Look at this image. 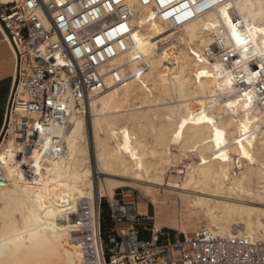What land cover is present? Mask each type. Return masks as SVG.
Masks as SVG:
<instances>
[{
	"label": "bare ground",
	"instance_id": "bare-ground-1",
	"mask_svg": "<svg viewBox=\"0 0 264 264\" xmlns=\"http://www.w3.org/2000/svg\"><path fill=\"white\" fill-rule=\"evenodd\" d=\"M11 1L16 0H2ZM125 2L132 13L129 49L112 62L124 82L92 98L83 110H73L66 128H52L63 141L62 157L26 153L24 146L19 156L8 147L0 151L5 181L0 186L5 219L0 264H82L70 235L79 204L87 201L97 209L114 189L145 186L150 193V187L164 186L175 158L172 148L192 154L177 190L208 218L210 233L264 238V112L222 76L218 61L201 65L188 54L180 58L183 44L201 51L216 38L241 60L263 56L264 33L258 30L264 29V0L208 4L179 26L162 21L137 0ZM233 26L247 43L237 45ZM165 58L182 61L183 74L175 81L168 77L175 71H169ZM192 66L211 80L200 77L195 84L189 77ZM145 83L155 98L133 113L125 104ZM148 108L154 122L141 112ZM147 122L152 140L144 135ZM14 212L22 228L10 217Z\"/></svg>",
	"mask_w": 264,
	"mask_h": 264
},
{
	"label": "built area",
	"instance_id": "built-area-1",
	"mask_svg": "<svg viewBox=\"0 0 264 264\" xmlns=\"http://www.w3.org/2000/svg\"><path fill=\"white\" fill-rule=\"evenodd\" d=\"M137 1L179 26L208 4L226 0ZM131 21L125 0H16L0 10V27L14 60L4 129H11L26 153L62 157L63 141L52 128H66L73 110H83L92 98L123 84L112 62L129 49ZM189 53L201 65L218 61L222 76L264 112V55L241 60L222 38ZM108 208L112 229L106 239L100 204L94 209L83 202L71 217L70 235L82 264H264V238L219 237L201 228L181 242L161 245L156 238L138 239L142 216L135 204Z\"/></svg>",
	"mask_w": 264,
	"mask_h": 264
},
{
	"label": "rangeland",
	"instance_id": "rangeland-1",
	"mask_svg": "<svg viewBox=\"0 0 264 264\" xmlns=\"http://www.w3.org/2000/svg\"><path fill=\"white\" fill-rule=\"evenodd\" d=\"M190 48L193 49L194 46L184 45V44L181 46V51H182L180 56L181 60H185L186 58L185 54H188L190 57V53L188 51ZM189 59L191 60L192 58L190 57ZM164 61L167 63L169 71H175V74L173 73L174 74L173 77L168 75L169 79L172 81L177 80L179 76L183 74V71L181 70L182 61L174 62L171 61V59L169 58H165ZM200 74H201L200 72L195 71L193 66L189 71V77L195 84L199 81L200 77H204V79H206L207 81L211 80V77L209 76L208 73L207 75H200ZM145 84L144 85L141 84L137 88L138 96L131 99V100L134 99V101L130 100L125 104L127 106V109H129V107L131 106L130 109L134 110L133 113L139 111L136 110L137 108H144L148 106L149 103L147 102L149 101V99L155 98L154 91L150 89L148 84L147 85ZM144 86L146 89L144 88ZM153 110H156V107L153 108ZM153 110L148 108L145 111L142 110L141 112H143L142 114L144 115V117H147L146 114L150 115L151 113L152 115ZM151 115L148 116L149 118L146 119V121L150 120L149 122H154V119H156V117L154 116V119H152L153 117ZM146 124L145 125L147 127L146 126L145 127L147 129L144 127V130L150 131L151 123L148 124L147 122ZM145 131L144 133L146 134L144 135H147L148 138L152 140V137L150 136V132L148 133V131L146 132ZM7 147L8 149H11L12 152L17 156L21 154V151L23 149V145L21 143H18V141H15V137L11 134V129H7L6 126L0 139V151ZM171 153L172 156H174L175 158H173L174 161L173 164L169 166L170 168L168 167L166 169L164 186L150 187V193H146L145 190L143 191V189L145 188L147 189V187L145 186L138 187V189L134 187H122L120 189L119 188L114 189L113 196L111 199H107V198L101 199L100 210H101V219H102L101 224L103 228L104 225L108 222V215H109L108 205L109 204L112 206L117 204L121 205L122 204L121 200L124 198L126 204H135L138 210L140 211L145 210V215H141L143 217L142 218L143 223L145 224L154 226L155 214H162L160 221L161 228H173L177 232L185 235H189L201 228L210 230L211 226L209 220L204 215V213L203 212L201 213L197 210L196 206L192 203V200H189L186 194L177 190L179 188V184L180 181L182 180L183 174L186 171L187 164L191 163L190 156L192 154H185L179 152L174 148L171 149ZM194 158L195 160H197L196 159L198 158L197 154H194ZM195 160L194 162H196ZM0 206H2V203H0ZM189 207H193V208L189 209ZM10 217L15 219L16 224L19 228H22V224L17 213L15 212L12 213ZM8 219L6 220L9 221ZM4 220L5 219L2 217V215H0V223L3 222ZM103 239H105L104 232H103Z\"/></svg>",
	"mask_w": 264,
	"mask_h": 264
},
{
	"label": "crops",
	"instance_id": "crops-1",
	"mask_svg": "<svg viewBox=\"0 0 264 264\" xmlns=\"http://www.w3.org/2000/svg\"><path fill=\"white\" fill-rule=\"evenodd\" d=\"M6 4L0 0V10L6 8ZM14 75V60L10 50V47L6 40V35L0 27V139L4 131L6 124L5 105L9 97ZM113 196V195H112ZM112 198V197H111ZM109 199V198H107ZM126 204L125 199L121 200ZM140 215H145V210L140 211ZM161 216L162 214H155L154 226L143 223V219H140L142 228L139 231L138 239L141 241H149L152 238H156L161 245L174 244L181 242L186 236L185 234L177 232L173 228H161ZM143 218V217H142ZM127 227L126 225H121ZM112 229V225L109 221L104 225L103 232L105 239L108 236V231Z\"/></svg>",
	"mask_w": 264,
	"mask_h": 264
},
{
	"label": "snow or ice",
	"instance_id": "snow-or-ice-1",
	"mask_svg": "<svg viewBox=\"0 0 264 264\" xmlns=\"http://www.w3.org/2000/svg\"><path fill=\"white\" fill-rule=\"evenodd\" d=\"M258 31L261 33H264V29H259ZM232 35H233V38L235 39L237 45H243V44L247 43V39L245 37L241 36L240 34H238L236 32V29L234 26L232 29ZM245 51H247V49H245ZM200 75H207V74L201 73ZM217 135H219V133Z\"/></svg>",
	"mask_w": 264,
	"mask_h": 264
},
{
	"label": "trees",
	"instance_id": "trees-1",
	"mask_svg": "<svg viewBox=\"0 0 264 264\" xmlns=\"http://www.w3.org/2000/svg\"><path fill=\"white\" fill-rule=\"evenodd\" d=\"M103 227V226H102Z\"/></svg>",
	"mask_w": 264,
	"mask_h": 264
}]
</instances>
